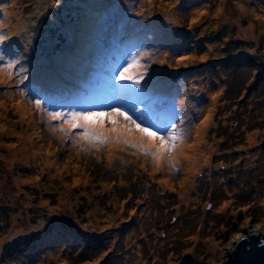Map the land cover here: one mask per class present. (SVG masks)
Returning a JSON list of instances; mask_svg holds the SVG:
<instances>
[{
	"label": "rangeland",
	"instance_id": "obj_1",
	"mask_svg": "<svg viewBox=\"0 0 264 264\" xmlns=\"http://www.w3.org/2000/svg\"><path fill=\"white\" fill-rule=\"evenodd\" d=\"M12 11L20 35L6 31ZM124 25L144 29H125L127 67L158 123L189 143L214 107L213 150L185 196L182 166L97 149L51 118L89 111L58 102L73 76L131 98L111 87L118 52L105 47ZM0 37V264H230L236 240L264 226V0H0Z\"/></svg>",
	"mask_w": 264,
	"mask_h": 264
},
{
	"label": "snow or ice",
	"instance_id": "obj_2",
	"mask_svg": "<svg viewBox=\"0 0 264 264\" xmlns=\"http://www.w3.org/2000/svg\"><path fill=\"white\" fill-rule=\"evenodd\" d=\"M4 40L5 37H0V44H3ZM4 60L5 56L0 53V61ZM14 66L15 62L7 64L9 69ZM130 67H139V63L136 62ZM117 76L120 81L131 83L114 84V90L119 93L122 89H127L131 99L116 95L112 98L114 104L108 111H73L67 116L54 113L51 118L61 121L66 119L68 129L61 130L82 129V139L97 149L107 148L109 145H127L138 149L146 156L151 155L157 164L166 161L175 169L178 163L177 156L182 151L180 146L184 142L183 134L173 123L160 124L154 118L152 106L146 105L143 99L145 93L141 91L140 85L142 74L134 76L130 74L129 67H126ZM31 103L37 110L42 108L40 99H35ZM124 105H127V110Z\"/></svg>",
	"mask_w": 264,
	"mask_h": 264
},
{
	"label": "bare ground",
	"instance_id": "obj_3",
	"mask_svg": "<svg viewBox=\"0 0 264 264\" xmlns=\"http://www.w3.org/2000/svg\"><path fill=\"white\" fill-rule=\"evenodd\" d=\"M11 13H10L11 15L9 14L6 18V21L9 24V27L7 28L6 31L8 34L16 32V34L20 35V34H22V30L25 28L24 27V20L25 19H23L22 16L17 11H14V12L12 11ZM75 69H79V66H77V68L73 67V70H75ZM43 89H44V91L49 90V89H45V88H43ZM96 94H98V93L97 92L92 93L88 96V98H90ZM213 109H214V107L211 106L210 110L207 111L206 119L204 121H202L198 125V127L195 129L194 138L189 143L186 142L180 146L182 151L177 156V160H178L177 165L182 166V169L184 171L183 175H182L183 181L178 184V188L181 190L180 191L181 196L187 195V191H188L187 189L195 180L197 173L202 168H204L205 165H207L208 156L211 154V152L213 150L214 145L209 143V136H208L209 127L211 125H213V123H214V120H213L214 110ZM21 111H24V109L22 108ZM25 112H26L25 114H27V110ZM34 123L36 125L35 121H34ZM250 140L252 141L251 138H250ZM252 142L255 143L254 141H252ZM24 146L25 145H23L21 147V150L24 149ZM33 149H36L37 151H39L38 148H36L34 146H33ZM42 151H41V153H42ZM49 152L50 151H44V153H42V154H40L38 152L45 159V167L48 166V163L50 164L51 159H52V157H51L52 155H49V154H51ZM110 158H111V156H110ZM51 163L54 164L55 162H51ZM164 163H165V161H161L159 164H157V163L156 164L159 167H161ZM153 170H155V168H153ZM77 175H78V173H77ZM74 177H75L73 180L74 182H79L82 180L81 177H78V176H74ZM166 180H167L166 185L168 187L172 188L174 186V182L170 179H166ZM249 235H251V232L249 233ZM235 247H236V245H235Z\"/></svg>",
	"mask_w": 264,
	"mask_h": 264
},
{
	"label": "water",
	"instance_id": "obj_4",
	"mask_svg": "<svg viewBox=\"0 0 264 264\" xmlns=\"http://www.w3.org/2000/svg\"><path fill=\"white\" fill-rule=\"evenodd\" d=\"M264 226L251 230L236 240L230 264H264V235H259Z\"/></svg>",
	"mask_w": 264,
	"mask_h": 264
},
{
	"label": "trees",
	"instance_id": "obj_5",
	"mask_svg": "<svg viewBox=\"0 0 264 264\" xmlns=\"http://www.w3.org/2000/svg\"><path fill=\"white\" fill-rule=\"evenodd\" d=\"M102 9L105 10L106 8H102ZM103 10H102V12H103ZM94 12H97V11L95 10ZM102 16H103V14L101 15V17H102ZM95 17H96V16H95ZM94 19H95V18H94ZM42 27H43L42 25L38 27V29L36 30V34H35V35H37V34L39 33V31H42ZM36 41H37V40H36ZM37 43H38V42H37ZM114 47H115V44H114ZM126 49H128V50L131 51V50H132V47L130 46V47H127ZM73 81H75L74 78H73ZM74 85H77V86H79L81 89H83V84H82V83H81V86H80L78 83L74 82ZM67 86H70L71 89H72V87H73L72 85H68V84H67Z\"/></svg>",
	"mask_w": 264,
	"mask_h": 264
}]
</instances>
